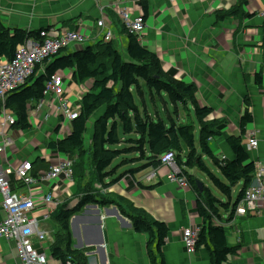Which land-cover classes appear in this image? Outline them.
<instances>
[{"label": "crops", "instance_id": "crops-1", "mask_svg": "<svg viewBox=\"0 0 264 264\" xmlns=\"http://www.w3.org/2000/svg\"><path fill=\"white\" fill-rule=\"evenodd\" d=\"M142 1L146 3V10L140 0H0V24L25 33L72 30L90 36L87 44L68 45L71 50L103 40L105 32H110L109 42L117 50L123 47L121 56L125 59L128 40L121 27L120 12L127 11L132 17L142 16L145 28L138 42L157 55L164 71L175 70L177 80L195 86L199 103L213 109V119L226 121L228 135L241 136L246 145L249 137L256 133L257 148L248 152L249 161L254 164L264 161V0ZM98 20H104V29L97 28ZM63 54L65 52L61 51ZM5 60L2 58L0 63ZM38 73H43V65ZM62 81L64 97L72 110L76 108L78 112L79 98L70 95L77 88L76 84ZM41 102L43 105L39 108ZM245 114L250 116V122L241 130L240 122ZM67 121L59 110L58 99L51 94L45 96L29 109L31 129L24 132L12 126L5 130L14 144L3 153L2 167L28 161L33 168L34 163L40 161L32 172L37 175L67 159L49 149L43 154L37 147L38 144L45 147L55 134L59 139L66 129L70 130L65 126ZM27 132L33 134L28 136ZM222 151L220 159H232L230 149L224 147ZM147 170L149 173L145 175L152 174L151 169ZM89 173L86 171L82 183L87 184L91 179ZM142 173L134 177L140 185L123 178L108 189H102L97 183L93 188L103 195L112 193L130 200L168 226V236L162 247L166 264H210L205 247L189 254L181 239L184 229L202 223L194 208L196 195L192 189L180 188L169 180L168 168L160 167L150 181H145ZM240 183L243 185L242 182L237 185ZM39 189L44 194L57 195L55 203L69 202L68 208L77 203L73 198L77 190L75 185L68 187L60 181L43 184L35 192ZM22 191L27 192L25 188ZM229 202H233L231 195ZM54 209L46 208L50 213ZM222 209L227 210V207L222 206ZM228 214L220 211V219L217 223L213 221L225 229L228 246L239 248L227 257L226 264H264V207L244 216L228 217ZM2 220L0 199V222ZM37 220L47 233L43 226L46 220ZM69 228L73 250H85L86 264H151L147 255L148 235L135 233L130 221L120 215L115 205H85L71 215ZM47 235L51 243V234ZM15 261L14 244L0 238V264H14Z\"/></svg>", "mask_w": 264, "mask_h": 264}, {"label": "trees", "instance_id": "trees-1", "mask_svg": "<svg viewBox=\"0 0 264 264\" xmlns=\"http://www.w3.org/2000/svg\"><path fill=\"white\" fill-rule=\"evenodd\" d=\"M140 5L146 10L145 1L140 0ZM126 36L128 41L125 59L111 42L102 40L92 42L79 50L63 48L50 61L45 60L36 65L23 85L7 95L3 102L5 108L15 118L13 127L26 132L31 129L28 123V110L34 108L44 98L45 86L51 77L70 70L73 73L72 81L76 84L92 82L90 84L94 91L87 92L79 99L78 116L70 121L68 135L61 140L46 144L47 149L73 161V180L77 189L73 195V198L77 199L75 206L68 208L69 202H61L50 216L56 224V230L51 235L49 251L53 258L62 262L71 259L76 264H86L85 250H73L69 228L70 217L74 211L82 209L85 205H115L120 215L130 221L135 233L148 235L147 255L150 263L166 264L162 247L168 236V226L153 219L130 200L112 193L103 195L93 186L97 183L102 189H108L123 178H130L134 184L140 185L141 183L134 178L135 175L144 169L157 171L161 167L159 157L165 152L172 151L176 166L186 177L188 187L196 195V212L202 222L198 225L196 249L200 247L207 249L210 264H226L227 257L234 255L239 248L228 246L225 229L214 225L213 219H220L222 206L227 207V210L223 211L229 212L228 217L233 216L235 208L252 183L255 164L249 161L248 151L241 136L224 134L225 143L231 150L233 158L220 160L216 157L210 148V142L215 137L223 135L217 126L226 124V121L222 118L206 121V118L213 113V109L199 103L195 86L177 80L174 70L165 72L154 52L138 42L134 35ZM30 37L39 38V32L25 33L21 29L12 30L0 24V60L2 58L7 61L12 60L16 47ZM61 51L66 55H61ZM41 65H43V73H38ZM134 91L143 108L136 103ZM146 93L153 103L156 98L164 101L163 96H165L176 110L178 105L185 109L190 106L198 126V139L195 140L193 125L178 124L170 114L167 120L160 118L157 113V119L148 115L144 98ZM101 108L104 114L95 121L87 147L84 144L86 125L91 116ZM247 122H250V116L245 114L241 119V130ZM120 128L123 135L133 134L137 139L122 141L118 134ZM122 143L135 146L131 150L139 151L140 158L145 163L117 178L110 179L114 169L113 162L123 152L113 150L111 147ZM86 152H88V162L87 165H82L79 159L86 158ZM206 158L219 170L225 182L208 169L204 162ZM39 163L41 162L34 163V171ZM85 169L90 172L91 177L93 176L87 184H84V181L82 183L86 174ZM194 169L204 172L211 183L227 196L226 204L219 201L212 190L203 183H201L202 191L199 190L196 184L198 179L190 172ZM107 180L109 183H106ZM239 182L243 183L241 190L236 200L230 203L232 189ZM88 186L90 190L87 189Z\"/></svg>", "mask_w": 264, "mask_h": 264}, {"label": "built area", "instance_id": "built-area-1", "mask_svg": "<svg viewBox=\"0 0 264 264\" xmlns=\"http://www.w3.org/2000/svg\"><path fill=\"white\" fill-rule=\"evenodd\" d=\"M173 3L174 0H168ZM121 27L125 33L134 35L140 40L144 32L145 23L142 16L132 17L127 11L120 12ZM104 20H98L97 28L104 29ZM90 38L84 32L72 30L53 31L46 30L39 33V38H28L23 44L16 48L15 56L10 61L0 63V199L3 220L0 222V238L14 244L16 250V261L14 264H76L71 259L64 262L52 257L49 251V237L40 228L42 220L50 219L58 204L55 203L57 195L44 194L39 189L43 184H55L63 181L67 186H72L73 161L69 159L60 160L44 173L33 175L32 164L28 161L16 166L7 165L2 167L1 157L7 148L13 146L11 137L5 134V130L15 123L13 114L4 106L7 95L15 91L29 77L36 65L51 59L60 50L68 45L84 43ZM111 40L110 32H105L104 42ZM53 95L58 99L59 110L64 119L74 120L78 116L76 108L64 97L63 82L57 75L51 77L45 86L44 97ZM42 102L39 108L42 107ZM248 152L257 148L256 133L249 137L245 145ZM160 165L169 169L168 179L178 184L180 188H187L186 177L175 164V155L172 151L165 152L159 157ZM158 170L144 178L150 181ZM22 188L27 190L26 193ZM47 207H55L50 213ZM264 207V161L255 164L253 180L246 189L244 196L235 208L233 216H244L250 212H256ZM198 226H191L182 231V243L187 253L196 250ZM51 240V239H50Z\"/></svg>", "mask_w": 264, "mask_h": 264}, {"label": "rangeland", "instance_id": "rangeland-1", "mask_svg": "<svg viewBox=\"0 0 264 264\" xmlns=\"http://www.w3.org/2000/svg\"><path fill=\"white\" fill-rule=\"evenodd\" d=\"M87 43L88 42H86V41L84 42V44H87ZM80 44L82 45L83 43H80ZM73 45H76V44L72 43L71 46H73ZM77 50H79V48H77ZM118 51H119L120 55L123 54V47L122 48L118 47ZM122 57H124V55H122ZM169 71H171V70H169ZM169 71H165V72H169ZM57 76L59 78H61V80H63V79L65 81L67 80L68 83H72L73 85L76 84L75 82L72 81L73 73L70 70L65 71V73L63 72V73H61V74H59ZM175 76H176V71H175ZM90 83H92V82H87V83H85L83 85L82 84H76L77 88L70 95L73 96L74 98H79L80 99L87 92H93L94 90L92 89V85ZM63 89H64V87H63ZM73 90H74V88H73ZM116 90H118V89L116 88ZM144 91H146V89ZM134 95H136L135 96L136 103H138L140 105V107H141V104L139 102V99L137 98V94H136L135 91H134ZM163 97H164V101H161L159 98H156L155 99V103H153V101L151 100L149 95L147 93L145 94L144 98H145V102H146V110H147L148 115L152 116L154 119H157V116H156V113H157L160 118L167 120V116H168V114H170L172 117H174L176 119L178 124H181V125H187V124L188 125H193L194 128H195L194 129V137H195V140H197L198 136H199L198 126L196 124V120H195L192 108L190 106H188V109H185V108H183V106L178 105V109L176 110V107L165 96H163ZM198 97H200V95H198ZM77 101H79V100H77ZM141 108H143V107H141ZM103 114H104V110H103V108H101L100 110L96 111L91 116V118L88 120V123L86 125V132L84 133V144H85V146L88 147V143H89V141H90V139L92 137L93 129H94V126H95V123H96L95 121H97L100 117H102ZM213 118H214V116L212 114L208 118H206V121L213 120ZM65 126H68V128H70L68 121L65 123ZM217 128H218V130H220L223 133V135L215 137L210 142V148L213 151L214 155H216L220 159L222 157V154H223L222 150L224 149V147L229 149L227 144H225V135H228L229 131L227 129V123L226 124H220V125L217 126ZM67 131H70V130L66 129L65 133L62 134L59 139H56L57 135L55 134L54 138H50L47 143L63 139L65 137V134H66ZM32 134H33L32 132H27L26 135L31 136ZM118 134H119V138L122 141L129 140V139H132L133 141H135L134 139H137V138H135V135H133V134L130 135V136L123 135V133L121 131V128L119 129ZM43 145L44 144H38L37 147H38V150L42 151V153L44 152L43 154H45L46 152H48L47 151L48 149L46 148V145H45V147H43ZM134 147L135 146H132V145H130L128 143H122L120 145L111 147V149H113V150H116V151H119V152L123 151V152L113 162L114 169H113V174L110 176V179L117 178L120 175H122L123 173H125V172H127V171H129L131 169H135V168L141 167L145 163L140 158V152L139 151L131 150ZM124 150H127V151H124ZM50 152L57 154L54 151H50ZM85 156H86V158L83 157V159H79V162H82V165H87L86 163L88 162V160H87L88 152H86ZM146 156H147V153H146ZM63 157H65V156H63ZM220 160H227V159H220ZM204 162H205V165L208 167V169L215 176H217L222 181H224L223 177L218 172L217 168L212 164V162H210V160H208L206 158L204 160ZM151 171L153 172V170H151ZM85 172H86V169H85ZM142 172L143 173L141 175H144L143 178H145L146 176L151 174L150 173V174L145 175L146 173H149V171L147 169L142 170ZM190 172L192 174H194L196 176V178L198 179V181H196V182L203 183L204 186L209 187L212 190L213 195H215L219 201H221L224 204H226L228 202L227 196L224 195V193H222L217 187H215L213 185V183H211V181L209 180L208 176L204 172H201V171H198V170H195V169L190 171ZM82 173H84V172L82 171ZM74 178H75V176H74ZM87 178H89V176ZM109 180H107L106 182H108ZM74 182H75V180H73L72 181L73 184H71L73 187H74V184H76V182L75 183ZM109 182H111V180ZM241 187H242V184L240 183L239 185L236 186V188L234 187L232 189L231 199H232L233 202L236 200V198L238 196V193L241 190ZM75 188H76V185H75ZM75 192H76V190H75ZM194 208L196 209V204H195ZM223 210H225V209H222V207H221V212H224ZM213 221L217 223V219H213ZM43 226L45 227L47 233L51 234V235L56 230V224L51 219L46 220V222H45V224ZM216 226H220V225H216ZM51 235H50V239H52Z\"/></svg>", "mask_w": 264, "mask_h": 264}, {"label": "water", "instance_id": "water-1", "mask_svg": "<svg viewBox=\"0 0 264 264\" xmlns=\"http://www.w3.org/2000/svg\"><path fill=\"white\" fill-rule=\"evenodd\" d=\"M196 184H197V187L199 188V190L202 191V185H201V183L200 182H196Z\"/></svg>", "mask_w": 264, "mask_h": 264}, {"label": "clouds", "instance_id": "clouds-1", "mask_svg": "<svg viewBox=\"0 0 264 264\" xmlns=\"http://www.w3.org/2000/svg\"><path fill=\"white\" fill-rule=\"evenodd\" d=\"M179 169V168H178ZM180 170V169H179ZM181 171V170H180ZM182 173V172H181Z\"/></svg>", "mask_w": 264, "mask_h": 264}]
</instances>
